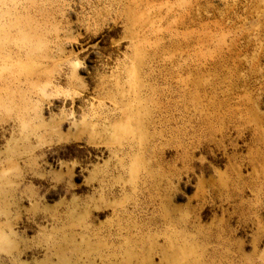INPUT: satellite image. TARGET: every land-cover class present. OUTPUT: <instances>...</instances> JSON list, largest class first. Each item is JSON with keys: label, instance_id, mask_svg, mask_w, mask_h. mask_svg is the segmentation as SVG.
I'll list each match as a JSON object with an SVG mask.
<instances>
[{"label": "rangeland", "instance_id": "obj_1", "mask_svg": "<svg viewBox=\"0 0 264 264\" xmlns=\"http://www.w3.org/2000/svg\"><path fill=\"white\" fill-rule=\"evenodd\" d=\"M0 264H264V0H0Z\"/></svg>", "mask_w": 264, "mask_h": 264}]
</instances>
